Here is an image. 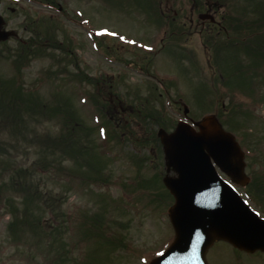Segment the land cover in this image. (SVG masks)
Masks as SVG:
<instances>
[{"label": "rangeland", "instance_id": "rangeland-1", "mask_svg": "<svg viewBox=\"0 0 264 264\" xmlns=\"http://www.w3.org/2000/svg\"><path fill=\"white\" fill-rule=\"evenodd\" d=\"M3 1L5 29L16 37L0 43V90H12L16 79L23 95L31 93L36 103L18 109L19 100L0 99V264H148L169 246L174 235L167 209L172 200L157 183H150L154 175L161 181L167 174L161 148H143L120 129L107 140L99 127L107 123L114 129L108 107L102 105L111 100L115 109L120 102L167 118V132L186 119L183 107L194 122L216 114L223 128L234 133L248 178L258 176L263 199L253 194L254 204L245 195L248 186L236 189L264 218V103L248 93L255 92L248 72L228 75L242 90L209 77L202 47L206 37L196 33L209 29L200 19L203 10L193 9L189 0H53L61 10L34 0ZM220 2L223 7L217 13L249 21L262 0ZM29 37L41 38L43 50L16 70L19 46ZM64 42H71V55L59 49ZM210 53L211 68L218 73L213 49ZM227 60L228 69L237 70L239 62L232 55ZM75 73H82L80 81ZM83 76L93 78L96 87ZM256 76L264 77V65ZM144 125L157 130L156 125ZM81 127L83 132L77 131ZM81 147L84 158L77 153ZM11 178L20 179L21 187H11ZM26 195L38 199L31 202ZM39 223L47 233L36 230ZM49 239L56 242L58 256L49 250ZM237 252L215 242L206 261L264 264L262 253Z\"/></svg>", "mask_w": 264, "mask_h": 264}, {"label": "water", "instance_id": "water-1", "mask_svg": "<svg viewBox=\"0 0 264 264\" xmlns=\"http://www.w3.org/2000/svg\"><path fill=\"white\" fill-rule=\"evenodd\" d=\"M12 35L0 30V41ZM195 125L198 132L185 123H178L170 134L157 132L166 170L176 175L162 181L174 198L167 212L174 240L163 257L149 264H207L205 254L218 240L248 253L264 252V220L216 172L217 168L234 183L247 184L239 146L213 116Z\"/></svg>", "mask_w": 264, "mask_h": 264}, {"label": "trees", "instance_id": "trees-1", "mask_svg": "<svg viewBox=\"0 0 264 264\" xmlns=\"http://www.w3.org/2000/svg\"><path fill=\"white\" fill-rule=\"evenodd\" d=\"M46 2H48V0H45ZM204 3H208L210 5V10L213 11H219L220 8L223 7V3L220 2L221 0H201ZM51 1H49L48 3H50ZM194 3H198L197 0H193ZM255 11L254 16L255 19L249 20V21H240V18H235L233 20H231V17H229L227 14H220V20L222 22V25L225 27L227 34H221V36H223V38L218 41L216 44L212 45L213 48V52L215 54V62H216V66H218V76H217V80L219 83L225 85H230L232 87V85L234 86H239L241 89L242 88L241 85H239L238 83L233 84L232 80L228 77V75H231L233 72H237V73H246L248 72L251 76V79L253 80V84L255 86V92L249 91L250 94H256L259 95L260 100L262 101V103H264V86H262L260 83L264 82V77H262V79H258L256 74H257V70H259L261 67H263L264 65V0H262L261 3H259L254 9ZM259 10V11H256ZM67 43H71V42H64V46L63 49L59 47V49L61 50H66L65 54L69 55L70 48L69 45ZM40 44V43H39ZM41 45L40 46H35L33 47L31 44H23L19 46V50L20 53L18 55V57L16 58V65L15 68L16 70H18L19 66L23 64V62H26V58L29 55H32L33 57H39V55H41ZM257 50V54H259L258 56L255 55V51ZM233 56L238 62H239V67H237V70H230L228 69V67H230V63L227 60V57L229 58V56ZM244 57L247 61V63H243L240 58ZM249 63L252 64V67L249 65ZM247 64V65H246ZM75 67H77L75 65ZM63 72L60 71L59 73ZM62 74V73H61ZM77 73H75L73 75V77L78 78V75L82 76V73H78V75H76ZM83 79L85 82H88V84H91L93 86L96 87V82H94L93 78H87L85 76H83ZM78 80L80 81V79L78 78ZM230 81V82H228ZM228 83V84H226ZM13 88H11L12 90H8V92H2L0 90V99H4L5 97H11L12 100H19L18 103V109L19 107H28V106H34L36 101L31 99L30 96L31 94H28L27 96L23 95L20 86L13 84ZM93 103L98 105L95 98L92 99ZM102 105H106V107H108L106 109V111L108 113H106V115H108L109 117V121L110 123H112V119L113 122L115 123V125L118 123L121 124V126H115L112 123V126L114 127L113 130H110V128L108 127V133L110 136H108L109 139H112V134L114 135L115 133H117V130H121L123 134L128 135L129 139H132L133 142L139 144V146L144 147H148V146H152V147H157L160 151V144H159V140L156 137L155 132L151 129H147V125H144L145 123H149L150 125H156L159 128H167V126L165 125L167 122L165 120H162L161 118H156V116H154L152 111H138V110H132L133 114L130 113V116L132 115L133 117L130 118L131 120H133L132 122L130 121V119H127V117L129 118L130 116H124V118L121 119V121H119L120 116L118 113V110L115 109L116 107L113 106V101H106V103L104 102ZM113 106V107H112ZM231 113H229L230 115ZM15 115V114H14ZM105 115V116H106ZM122 116V114H121ZM230 117V116H229ZM232 117V115H231ZM105 128V127H104ZM80 129V130H78ZM77 131L79 132H83V128H77ZM87 133V132H86ZM147 133V134H146ZM86 135V134H85ZM116 135V134H115ZM62 142H65L66 139L62 136L61 137ZM58 144L61 141H57ZM52 147H55V142L53 143L52 140ZM87 150V149H85ZM84 151V149L81 147L79 149V151L77 152L78 155L81 157H83L82 152ZM75 152V150H73V152L71 154H73ZM94 153V152H93ZM84 158V157H83ZM93 158V157H92ZM94 160L98 162V156L96 153H94ZM159 175H154L153 179L150 181V183H157L159 185V188H162L164 190V188L162 187V185H160L159 183ZM253 183H255L256 185H253V192H255V197H257V199H263V196L261 195V187L260 184H257V178L255 180H253ZM252 183V184H253ZM10 185L11 187L15 188L17 186L21 187V184L19 183V180L15 179V178H11L10 179ZM17 185V186H16ZM33 187V186H32ZM19 188V187H18ZM36 191V187H33ZM2 188H0L1 190ZM21 191L23 192V189H21ZM165 191V190H164ZM166 192V191H165ZM167 196L169 197V199H171V197L168 195V193L166 192ZM1 196V194H0ZM33 197L34 196H27L26 195V199H29V201L33 202ZM11 208L14 209V212H16V209L13 205H11ZM26 208V207H25ZM37 208V206H36ZM25 214V211H24ZM27 220H25L24 222H26ZM94 224V221H93ZM36 230H42L44 232L47 233V230L43 229V226H40L37 224V226L35 227ZM52 228V227H50ZM53 229V228H52ZM52 233V234H51ZM53 231H50V235L53 236ZM57 233H59V230H57ZM91 234V231H90ZM50 238H52L50 236ZM55 238V236H54ZM106 239V238H105ZM109 239V238H108ZM44 240V239H42ZM48 245H49V250L52 251L53 249H55V243L52 240H48ZM109 243L111 244V239H109ZM60 248H62V244L59 243ZM55 253L56 256H58V250L55 249ZM64 260H66L67 257V253L64 250L63 252V256Z\"/></svg>", "mask_w": 264, "mask_h": 264}, {"label": "flooded vegetation", "instance_id": "flooded-vegetation-1", "mask_svg": "<svg viewBox=\"0 0 264 264\" xmlns=\"http://www.w3.org/2000/svg\"><path fill=\"white\" fill-rule=\"evenodd\" d=\"M9 11L13 10L11 7L7 6L6 7ZM219 26V25H218Z\"/></svg>", "mask_w": 264, "mask_h": 264}, {"label": "snow or ice", "instance_id": "snow-or-ice-1", "mask_svg": "<svg viewBox=\"0 0 264 264\" xmlns=\"http://www.w3.org/2000/svg\"><path fill=\"white\" fill-rule=\"evenodd\" d=\"M159 255H160L161 257H163L164 254H163V253H160Z\"/></svg>", "mask_w": 264, "mask_h": 264}]
</instances>
